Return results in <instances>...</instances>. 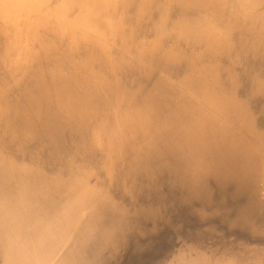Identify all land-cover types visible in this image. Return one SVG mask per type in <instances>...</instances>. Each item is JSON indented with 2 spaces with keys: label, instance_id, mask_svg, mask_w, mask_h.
I'll list each match as a JSON object with an SVG mask.
<instances>
[{
  "label": "bare ground",
  "instance_id": "obj_1",
  "mask_svg": "<svg viewBox=\"0 0 264 264\" xmlns=\"http://www.w3.org/2000/svg\"><path fill=\"white\" fill-rule=\"evenodd\" d=\"M0 264H264V0H0Z\"/></svg>",
  "mask_w": 264,
  "mask_h": 264
}]
</instances>
